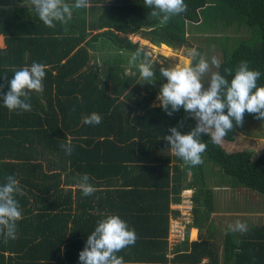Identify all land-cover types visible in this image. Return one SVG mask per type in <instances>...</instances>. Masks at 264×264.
Listing matches in <instances>:
<instances>
[{"label": "trees", "instance_id": "1", "mask_svg": "<svg viewBox=\"0 0 264 264\" xmlns=\"http://www.w3.org/2000/svg\"><path fill=\"white\" fill-rule=\"evenodd\" d=\"M25 2L0 0V36L5 38L0 91L7 90L15 70L35 59H42L46 70L42 86L27 90L31 107L9 111L0 103V182L15 175L21 208L14 236L5 238L0 228V264H80L88 234L109 214H118L136 232L135 243L117 253L125 264H206L205 257L207 264H219L220 257L224 264H264V216H240L237 220L247 225L244 232L227 217L229 226L222 233L212 222L213 212L221 209L217 186L244 189L247 209L264 210V150L257 157L250 149L228 151L205 134L202 163H186L163 137L178 125L187 133L196 119L183 109L169 115L161 105L152 106L154 92L134 98L141 88L138 68L133 67L136 73L119 63L103 68L90 49L92 42L104 40L129 55L137 49L147 54L130 34L181 48L194 39L189 31L197 28L194 24L210 20L220 30L237 20L241 27H259L257 44L234 45L238 35H216L203 40L191 64L213 48L220 64L209 67L205 83L216 71L230 80L242 61L264 73V0H184L185 10L163 24L144 0H88V7L73 8L53 24L42 22ZM212 5L223 13L209 16ZM153 67L157 80L148 84L160 90L166 78L159 69L169 68V60L154 61ZM257 83L264 85V75ZM92 112L102 116L101 123L83 122ZM248 118L264 123L246 111L223 138L235 141ZM212 163L217 174L228 177L210 182ZM85 173L95 189L89 196L79 187ZM185 188L194 189L190 226L200 234L198 240L175 245L171 258L170 223L180 214L173 206ZM233 204L231 209L242 205Z\"/></svg>", "mask_w": 264, "mask_h": 264}, {"label": "clouds", "instance_id": "2", "mask_svg": "<svg viewBox=\"0 0 264 264\" xmlns=\"http://www.w3.org/2000/svg\"><path fill=\"white\" fill-rule=\"evenodd\" d=\"M29 2L40 20L47 24H53L55 19L64 20L72 14L73 8L88 7V0H73L72 3L67 0ZM144 4L162 24L186 8L184 0H144ZM189 54L193 57L198 55L195 48L190 49ZM211 63L217 67L220 64L215 56L211 58ZM129 64L138 68L144 82L154 83L157 80L153 61L140 49L131 54ZM45 70L42 59H35L30 65L15 70L8 81L7 90L0 91V103L9 111L31 107L27 90L42 86L41 77ZM208 70L209 61L203 57L195 64L159 69L160 76L166 78L157 96L161 107L169 115L183 109L196 119L195 126L187 133H182L179 125L173 126L163 138L175 155L193 166L202 163L201 154L207 147L202 135L210 136L213 143L219 144L233 128L234 122L240 124L243 121L246 111L255 113L257 118H264V85L257 83L264 73L242 61L230 80L216 71L205 83L202 77ZM101 121L102 116L96 112L85 116L83 120L85 124H99ZM64 147L67 153L71 152L70 146ZM79 187L84 196L91 195L95 190L86 173L79 178ZM16 191H19V181L10 173L0 182V228L5 238L16 234V218L21 215ZM234 229L244 232L247 231V225L237 220ZM136 239L135 229L129 227L127 221L118 214L106 215L88 234L78 259L80 264H125L124 258L117 253L134 244Z\"/></svg>", "mask_w": 264, "mask_h": 264}, {"label": "rangeland", "instance_id": "3", "mask_svg": "<svg viewBox=\"0 0 264 264\" xmlns=\"http://www.w3.org/2000/svg\"><path fill=\"white\" fill-rule=\"evenodd\" d=\"M26 7H32L30 2H25L22 3ZM223 13L222 10H219L216 8V5H212L211 7L208 8L207 14L209 16L216 15ZM234 17H240L237 14L234 15ZM214 24L212 21H203L202 23L199 24H194L198 28H190V34L192 33L194 39H191V42L181 48H173V47H163L162 44L160 45H155L151 43L149 40L140 37L139 35L136 34H130V37L135 40L139 41L140 45L143 47L145 52L150 56V60L154 61H159L163 62V59H168L169 60V68H174V67H181V66H186L192 63L193 59L195 57L191 56L189 54V50L195 48L197 50V53L200 52L199 47L202 46L203 40L207 38H214L216 35H225L230 34V35H238L236 40H234V45L239 44L241 41L251 43V44H257L260 41V30L258 26H253V27H246L243 25L241 27L238 24L237 20H234L232 22V26H224L222 29L217 30L215 27L211 26ZM240 30V31H239ZM191 34V35H192ZM241 35H245L244 37H241ZM0 41L2 42V38H0ZM213 42V40H212ZM204 48L207 45H203ZM208 47V46H207ZM90 49L93 52L95 60L98 58L102 59L104 62L103 67L105 68L109 62L106 64L105 61L106 59H115V65L117 62H121V60L126 59L127 61L129 60L131 54L127 53H120L118 52L117 48L111 47L110 44L104 40L100 41L99 43L92 42L90 44ZM108 51V52H106ZM211 51H213L211 53ZM211 51L207 50L206 52H201V57L207 59L209 61V67H215L216 65H213L211 63V58L213 57V53L216 52L215 49L211 48ZM121 58V59H120ZM218 58V57H217ZM105 59V60H104ZM126 60L123 62L126 65V71L127 73H136V69L134 70L133 67L137 68L134 65L131 64H126ZM129 62V61H128ZM141 80V88L139 91L134 92V98L136 97H143V96H149L151 92L155 93V97L151 100V105L156 106L160 105V101L157 98L159 89L157 86L152 85L150 86L148 82H144L143 78L140 76L139 77ZM149 87V88H148ZM228 151H235V150H242V149H250L253 151L254 156L257 157L261 152L264 150V123H261L259 121L253 120L251 118L246 119V121L243 123V126L241 127L240 130L237 131L236 133V139L235 141H228L224 138H222L220 142ZM212 169H211V174L209 175L210 177V182L214 181L215 179L221 178V177H228L224 173L222 174H217L219 171L218 167L215 166L213 163ZM216 187V186H215ZM217 189V187H216ZM238 191V190H237ZM236 191V192H237ZM240 191V192H239ZM238 194L239 197H237L235 193V197L228 196V199H230L232 202L235 204L239 205V200L243 201L245 196L248 194L244 189H239ZM252 193V192H251ZM259 196V195H258ZM261 198V195L259 196ZM263 199V204H264V197ZM252 203L257 204L255 199L251 200ZM264 215V212H262ZM229 217V216H226ZM228 225L225 226L227 228Z\"/></svg>", "mask_w": 264, "mask_h": 264}, {"label": "crops", "instance_id": "4", "mask_svg": "<svg viewBox=\"0 0 264 264\" xmlns=\"http://www.w3.org/2000/svg\"><path fill=\"white\" fill-rule=\"evenodd\" d=\"M0 38H2V42L0 41V45L2 47H4L5 46V38H4L3 35H1ZM162 45H164L165 47H169L168 45H166L164 43H162ZM106 52H108V51H106ZM118 52L124 53L125 51L118 49ZM93 59H94V61L99 62L100 65L103 67V65H104L103 63L104 62L102 61L101 58L100 59L98 58L97 60H95V58L93 57ZM108 62H109V64H114L116 61H115L114 58L113 59H106L105 63L107 64ZM117 63L121 64L123 67H126L124 62H117ZM217 191H218L217 194H218L219 200L221 202V209L213 212V214H212V222H213V225H215L217 227L219 233L224 232L225 229H226L225 226L228 225V221L225 219L226 216H229V217H227L228 220L232 219V221L234 223L237 221V219L240 216L243 217V218L244 217L252 218V216H261V215L264 216L262 214V212H264V210L262 211L260 209H258V210H256V209L255 210L254 209H247V204H248L247 199H248V197H246V196H245L243 201L239 200V205H240V203H242V205L240 207L238 206L237 208L231 209L230 206H232L234 204L228 198L230 196L235 197L236 195H237V197H239L238 194H241V193H238L239 190L237 191V189H234L231 186L223 185V186H217ZM235 193H236V195H235ZM227 194H228L229 197H227ZM249 202H251L250 199H249ZM236 205H238V204H236ZM227 207H229V208H227ZM189 228H190V231H189L188 240L189 241L198 240L199 239V234H200L199 228L198 227H194V226H190ZM205 231H206V233H205V235H206L208 233L206 228L204 229V232ZM168 239H169V237H168ZM171 248H172L171 249L172 252L169 253V255H170L169 257L172 258L175 255V252H174L175 246H171ZM220 258L221 259H220V263L219 264H224L225 263L224 259L222 257H220ZM208 261H209V258H207V257H205L203 259V263L207 264ZM229 264H232V263H229Z\"/></svg>", "mask_w": 264, "mask_h": 264}, {"label": "built area", "instance_id": "5", "mask_svg": "<svg viewBox=\"0 0 264 264\" xmlns=\"http://www.w3.org/2000/svg\"><path fill=\"white\" fill-rule=\"evenodd\" d=\"M193 194L192 188H185L182 191V200L180 203L174 204V208L180 211L179 216L173 217L170 223L169 240L171 246H175L189 237L190 225L193 222Z\"/></svg>", "mask_w": 264, "mask_h": 264}, {"label": "bare ground", "instance_id": "6", "mask_svg": "<svg viewBox=\"0 0 264 264\" xmlns=\"http://www.w3.org/2000/svg\"><path fill=\"white\" fill-rule=\"evenodd\" d=\"M163 47H165L164 45H162ZM194 190V189H193Z\"/></svg>", "mask_w": 264, "mask_h": 264}]
</instances>
